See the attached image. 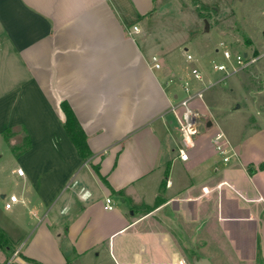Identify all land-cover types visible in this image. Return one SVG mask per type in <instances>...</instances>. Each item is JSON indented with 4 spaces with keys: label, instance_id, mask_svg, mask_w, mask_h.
Segmentation results:
<instances>
[{
    "label": "crops",
    "instance_id": "obj_1",
    "mask_svg": "<svg viewBox=\"0 0 264 264\" xmlns=\"http://www.w3.org/2000/svg\"><path fill=\"white\" fill-rule=\"evenodd\" d=\"M166 1L0 0V226L12 241L0 264H264V169L249 171L264 156L245 160L232 136L237 155L225 162L208 121L190 159L179 157L171 83L189 75L191 50L156 68L139 36ZM25 135L30 147L16 155ZM11 193L19 202L6 209Z\"/></svg>",
    "mask_w": 264,
    "mask_h": 264
},
{
    "label": "rangeland",
    "instance_id": "obj_2",
    "mask_svg": "<svg viewBox=\"0 0 264 264\" xmlns=\"http://www.w3.org/2000/svg\"><path fill=\"white\" fill-rule=\"evenodd\" d=\"M191 5L196 6L197 9H193ZM203 5L208 8L198 11L200 6L204 7ZM214 6L219 8L218 12L213 10ZM152 23L154 24L152 33L148 35L141 33L139 36L147 52L156 55L162 67L170 57L180 56L181 48L187 46L208 77L215 81L206 90L203 100L195 99L191 103L200 112L199 131L204 128L208 130L206 123L211 121L209 128L215 126L213 133L220 128L230 141V137L233 136L244 142L245 160L250 158L256 161L262 158L264 156V0H204V2L168 0L158 9V16ZM221 41L233 51L254 53L259 59L250 67L224 77L223 73L212 69L213 60H224L223 48L219 46ZM171 84L180 95L176 101H180L185 96L183 80L175 78ZM262 164L264 162L257 166H249V171L251 167L259 169ZM222 166L221 163L220 168ZM181 170V167L177 166L174 173L175 177H178L176 180L182 182L184 178L181 180L183 176ZM68 200L69 191L65 194V201ZM125 207V213L131 216L132 208L129 204ZM12 234L16 236V233Z\"/></svg>",
    "mask_w": 264,
    "mask_h": 264
},
{
    "label": "built area",
    "instance_id": "obj_3",
    "mask_svg": "<svg viewBox=\"0 0 264 264\" xmlns=\"http://www.w3.org/2000/svg\"><path fill=\"white\" fill-rule=\"evenodd\" d=\"M134 31H138V26H133ZM222 49L223 61L213 60L212 69L224 74V77L230 75L241 69H246L253 65L259 56L254 53L233 51L224 41L219 43ZM219 50V48H217ZM186 61L193 63L189 75L180 77L183 80V90L185 96L178 102L177 105L171 107V111L176 115L180 138L182 141L179 147V157L187 161L190 159V149L195 145V135L199 132V116L200 112L191 103L195 99L203 100L206 90L214 84L215 81L211 80L202 66L199 64L198 59L188 49L183 50ZM154 66L160 68L161 65L158 62V57L154 55L152 57ZM212 142L218 153L223 155L225 162H229L233 156L237 153L232 146L226 133L219 129L214 133ZM18 174L23 175V169H18ZM19 202V197L16 193H11L5 202V208L11 209ZM105 209H113V200L111 197L106 198ZM19 254V249L14 251V255Z\"/></svg>",
    "mask_w": 264,
    "mask_h": 264
},
{
    "label": "trees",
    "instance_id": "obj_4",
    "mask_svg": "<svg viewBox=\"0 0 264 264\" xmlns=\"http://www.w3.org/2000/svg\"><path fill=\"white\" fill-rule=\"evenodd\" d=\"M204 7L200 6L198 11L199 10L204 11V9L208 8L207 6H204ZM61 108L65 115L64 127L68 135L71 137L72 141L74 142L82 158L83 159L88 158L89 156L92 155V151L88 146L86 133L80 126L71 105L69 104L67 100H63L61 101ZM4 134H5V137L8 139L15 133L13 132L11 128H7L4 130ZM29 147H30V139L28 135H25L23 138V143L13 146L12 150L16 155H20L22 152H24ZM256 169L257 168L255 167L254 168L251 167L250 172L253 173L256 171ZM259 169H264V164L260 165ZM96 170L98 171L97 168ZM162 200L163 199L159 198L156 204L159 205L162 202ZM0 246L3 248H12V241L10 240L7 233L4 231V229L1 226H0ZM65 264H71V263L67 262Z\"/></svg>",
    "mask_w": 264,
    "mask_h": 264
},
{
    "label": "water",
    "instance_id": "obj_5",
    "mask_svg": "<svg viewBox=\"0 0 264 264\" xmlns=\"http://www.w3.org/2000/svg\"><path fill=\"white\" fill-rule=\"evenodd\" d=\"M207 25L209 26L208 21L206 20ZM211 124V121L208 123ZM195 264H213L208 258L202 257L195 260Z\"/></svg>",
    "mask_w": 264,
    "mask_h": 264
}]
</instances>
